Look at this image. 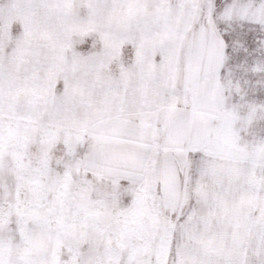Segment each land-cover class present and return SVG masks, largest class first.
<instances>
[{"label":"snow or ice","instance_id":"1","mask_svg":"<svg viewBox=\"0 0 264 264\" xmlns=\"http://www.w3.org/2000/svg\"><path fill=\"white\" fill-rule=\"evenodd\" d=\"M0 264H264V0H0Z\"/></svg>","mask_w":264,"mask_h":264}]
</instances>
